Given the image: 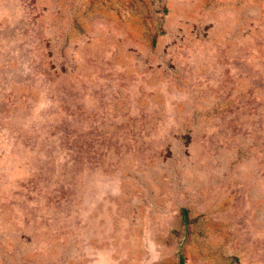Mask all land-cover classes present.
<instances>
[{
    "label": "rangeland",
    "instance_id": "obj_1",
    "mask_svg": "<svg viewBox=\"0 0 264 264\" xmlns=\"http://www.w3.org/2000/svg\"><path fill=\"white\" fill-rule=\"evenodd\" d=\"M0 264H264V0H0Z\"/></svg>",
    "mask_w": 264,
    "mask_h": 264
}]
</instances>
